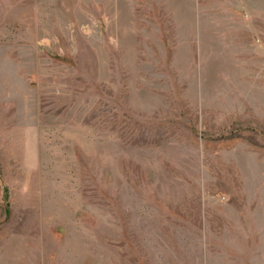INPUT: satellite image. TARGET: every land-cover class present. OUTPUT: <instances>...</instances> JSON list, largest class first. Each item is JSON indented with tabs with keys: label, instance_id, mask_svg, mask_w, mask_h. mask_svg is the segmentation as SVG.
I'll return each mask as SVG.
<instances>
[{
	"label": "rangeland",
	"instance_id": "rangeland-1",
	"mask_svg": "<svg viewBox=\"0 0 264 264\" xmlns=\"http://www.w3.org/2000/svg\"><path fill=\"white\" fill-rule=\"evenodd\" d=\"M248 2L0 0V264H264Z\"/></svg>",
	"mask_w": 264,
	"mask_h": 264
},
{
	"label": "crops",
	"instance_id": "crops-1",
	"mask_svg": "<svg viewBox=\"0 0 264 264\" xmlns=\"http://www.w3.org/2000/svg\"><path fill=\"white\" fill-rule=\"evenodd\" d=\"M240 1V2H239ZM242 0H227V6L225 8L226 13H232L234 11V6L237 8L245 9V8H250V4L248 0H244L243 4L241 2ZM238 4V5H237ZM241 4V5H240ZM245 7V8H244ZM251 13H253V9H250Z\"/></svg>",
	"mask_w": 264,
	"mask_h": 264
}]
</instances>
